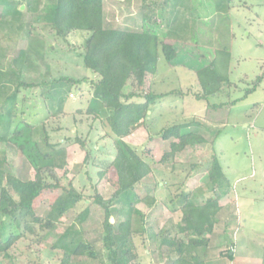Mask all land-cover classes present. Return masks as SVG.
<instances>
[{"label":"rangeland","instance_id":"obj_1","mask_svg":"<svg viewBox=\"0 0 264 264\" xmlns=\"http://www.w3.org/2000/svg\"><path fill=\"white\" fill-rule=\"evenodd\" d=\"M226 1L167 0L165 5L154 7L152 0H102L105 29L140 33L146 19L149 24L155 22L159 44H167L175 52L173 60L167 62L159 48L156 72L145 76L142 88L130 78L124 90L126 95L134 93L131 101L137 103L146 93L164 95L130 127V136L122 138L147 164L149 173L116 204L132 203L136 197L147 205H158L156 219H152L158 224L148 220L146 234L132 235L129 248L134 258L129 264H171L179 254L163 243L164 239L184 244L181 259L202 261L204 248L188 246L182 199L187 197L199 206L215 195L210 181V177L218 176L213 171L215 157L221 174L228 179L229 195L218 198L225 212L213 228L216 236L212 243L205 235L208 247L215 249L226 240L228 248L232 242L230 232L240 211L237 199L250 204L264 198V81L247 94L256 76L264 74V63L260 69L257 65L264 59V2L240 0L230 2L229 7ZM55 4L56 0H0V135L5 127L11 135L20 121L34 129L43 127L49 142L57 146V157H64L66 165L39 174L34 158L13 143L0 141V192L6 191L17 201L20 189L15 179L27 182L41 178L45 184H71L82 197L73 211L51 223L46 218L61 189L44 191L34 201V214L43 221L41 224L30 216L19 217L17 228L0 213V243L12 235L17 237L5 253L0 252V264H61L63 251L54 247L65 235V242L88 244L95 255H71L70 264H109L113 250L102 227L104 210L94 198L102 192L103 200H107L118 187L111 163L119 138L106 117L86 113L92 83L99 79L82 63L89 33L56 34L48 23ZM229 8L233 13L229 14ZM219 51L231 52V68L225 73L220 70L228 83L221 84L207 105L196 101L200 92L196 72L212 63ZM63 77L77 83L66 82ZM19 82L37 87H19ZM193 122L200 126L190 129L203 134L206 143L180 148L179 141L161 139L167 127ZM78 141L84 146H78ZM165 154L167 161L162 162ZM159 189L163 190L160 197ZM86 206L91 209L90 216L79 224L75 218ZM162 206L172 215L163 223L158 218L163 215L158 211ZM251 208L245 211L249 226L242 233L254 230L264 240L263 226L256 222L263 216L264 204L252 203Z\"/></svg>","mask_w":264,"mask_h":264},{"label":"trees","instance_id":"obj_2","mask_svg":"<svg viewBox=\"0 0 264 264\" xmlns=\"http://www.w3.org/2000/svg\"><path fill=\"white\" fill-rule=\"evenodd\" d=\"M233 0H227L225 3L229 6ZM154 7L165 5L167 0H152ZM153 7V8H154ZM142 31L140 33L111 30L103 27L102 19V0H56L52 7V12L48 16V23L55 30L56 34L63 36L70 31H85L89 33L86 41L85 51L82 54L83 66L98 75L99 79L93 84L92 98L87 106L86 113L95 117H106L108 125L114 135L119 139L115 141V157L111 166L115 169L118 178V187L113 195L103 200L101 195L94 198L95 204L103 208L104 221L103 228L108 233V244L113 246L110 255V264H129L134 258L131 254L129 244L133 234L143 233L142 224L144 215L134 209L137 202L136 197L132 203H124L127 208L125 217L122 221H117L114 227L110 223V217L116 214V209L112 208L116 201L130 194L137 183H139L149 173L147 164L136 154L131 146L122 141L130 132V127L138 120L146 116L148 107L156 100L162 99L164 95L146 93L141 97L142 102H132L134 93L126 95L124 93L127 82L133 78L138 87L144 85V79L147 74H154L158 61V52L164 55L167 62L174 58V49L167 44H159V34L155 29V22L148 23L146 19L142 20ZM230 64L229 51H219L218 56L213 62L201 67L197 72V80L200 92L197 93L196 101H205L214 96L222 87V83H228V79L220 72H226ZM66 82L77 83L72 78H64ZM264 80V74L257 76L252 82V87L247 94L252 93ZM19 87H33L36 85L19 82ZM178 94L172 92V94ZM246 96V95H245ZM243 96L241 99L245 98ZM239 99V100H241ZM237 100V102L239 101ZM208 105V104H207ZM216 108V107H215ZM0 112L2 110L0 109ZM199 127V123L194 122L184 125H172L162 131L161 139L169 140L171 138L179 141L180 148L188 146H199L206 143L205 136L200 132L191 131L190 127ZM7 127L3 129L0 135V141H8L18 146L28 156L34 158V167L39 174L44 169H57L66 165L64 157H57V146L49 142L47 131L41 127L34 129L23 121L15 126L11 135H8ZM81 147L84 143L77 142ZM168 154L162 157V162L167 161ZM61 159V160H60ZM88 159L85 154L84 162ZM58 163H60L58 165ZM213 171L218 174L216 178L210 177L212 183L211 189L215 194L206 200L203 205H194L187 197L182 199V221L186 225L185 230L189 236L188 246L193 249L202 247L203 261L215 260L221 257L229 261L233 259L230 255L232 249L225 251L224 247L211 249L208 247L209 239L205 235L211 236L213 232L212 218L219 212L220 207L218 198L226 195L228 192V183L221 174L220 165L215 157L213 162ZM102 176V173L99 174ZM19 186L18 200H13L6 191L0 192V213L9 217L16 227L19 228V217L30 216L33 221L41 224L43 222L34 214V201L44 192L61 189L59 195L51 204V209L46 220L51 223L60 219L62 215L73 209L81 200V193H77L74 187L69 184L67 187H60L58 183L45 184L39 178L38 180L22 182L15 179ZM223 185L225 188L222 189ZM134 204V205H133ZM88 214L87 209L81 211L75 221L82 223ZM137 219L138 221H135ZM49 223L47 226H49ZM137 224V226H136ZM139 225V226H138ZM67 235L63 236L56 243L55 248L63 251L61 264H70V257L82 256L94 258L90 246L79 242H65ZM15 235L10 236L7 241L0 243V252L5 251L16 242ZM169 248L174 249L179 257H176L171 264H190L189 261L181 259L184 254L185 246L182 242L174 240L163 241ZM225 251V252H224ZM200 261H193L198 264Z\"/></svg>","mask_w":264,"mask_h":264},{"label":"crops","instance_id":"obj_3","mask_svg":"<svg viewBox=\"0 0 264 264\" xmlns=\"http://www.w3.org/2000/svg\"><path fill=\"white\" fill-rule=\"evenodd\" d=\"M238 1H240V0H233L232 2H238ZM263 2H264V0H263ZM229 7H230V4H229ZM229 12H230L229 14H231V13H233V10L230 9ZM256 20L258 22L261 21L260 17L259 18L256 17ZM229 53H230V64H229V69H230L231 68V52L229 51ZM262 63H264V59H262V61H260V62L257 63V65L259 66V69L261 67H263L262 66ZM257 76H260V75L258 74ZM241 78L242 77H239V79H241ZM197 83H198V81H197ZM181 92H184V91H181ZM186 92H188V91H186ZM175 95H177V94H175ZM181 97H179V98H181ZM183 97H186V96L183 95ZM205 102L207 104L208 100H205ZM206 104H205V106H206ZM209 104H210V102H208V105ZM205 110H206V108H205ZM193 128H196V127L193 126ZM128 136H130V134ZM217 138H218V136H217ZM217 138L215 139L214 145H215V143L217 141ZM171 139H173V138H171ZM173 140L177 141L176 139H173ZM163 141H168V140H163ZM257 172H259V171H257ZM259 174H260V172H259ZM263 175H264V172H263ZM224 177H225V179L227 181L228 180L227 177L226 176H224ZM244 179H246V178H244ZM162 193H163V190H160L159 189L158 196L160 197L161 195H163ZM99 195L103 196L102 195V192H99ZM228 195L229 194L227 193L226 195L222 196L220 199H223V198H225ZM242 195H244V194L242 193L241 196ZM220 199L218 201L220 210L212 218L213 228H216L217 227V224H219V222H221V219L220 218H222V215H224V212H225L224 211L225 210V207H223V203H221ZM237 201H238L237 205H238V208L240 209V211H238V215L235 217V219H236L235 220L236 221L235 224L236 225L234 224V226H233L234 229H232L231 232H230L231 234L229 236V239H232V242L229 244L228 248H225V247H227V241L226 240L225 241H222L221 244L214 246V248L220 247V246L221 247H224L225 250H227L229 248L232 249L231 252H230V255H233V259L231 261H229L225 257H221V258L215 259V260H207V261H203V259H202V261H200L198 264H264V245H263L264 244V240H262L259 237V234H257V232H255L254 230H249V232L242 233L243 230H245L246 227L249 226L247 224L248 221H249V219L246 218L247 219L246 220L245 217H244L245 211H249L250 209H252L251 208L252 207V203H254V205L258 204L259 202H260V204H264V198L263 199L261 198L259 200H252L250 202V204L246 203L247 202L246 199H242V198L241 199H237ZM112 208L116 209L117 212H116V214H113L110 217V220L109 221L115 227L116 226V221H122L124 219L125 212L127 211V208L125 206H123V205H118L116 203L113 204V207ZM157 208H158V205H155V204L154 205L153 204L152 205H147L145 203V201H141V200L139 201V200H137V202L134 205V209L136 211H138L139 213H141L142 215H144V220H143V224H142V226H143L142 227L143 233H137V234H143L144 235V234L147 233V229H146L147 228L146 227L147 222H148V220L152 221L153 218L156 219L155 218V212H156ZM73 209H71L69 211H73ZM85 209H87L88 214L85 216L84 221L82 223H79V224H83L86 221V219L88 218V216H90L89 213H90L91 209L88 206H86ZM160 209L161 208H159L158 211L161 212L163 215H160L158 218H159V221L161 223H163L164 222V220H163L164 218L168 219V217H170L172 215L168 212L167 207L162 206V209L163 210L162 209L160 210ZM64 215H66V213ZM64 215H62V216H64ZM155 221L156 220H153L152 223L154 222L157 225L158 223H156ZM256 222L261 223L262 226H263V230H264V212H263L262 218H258ZM225 225H228V224L226 223ZM215 236H216V232L213 230V232H212V234L210 236L211 237V243H212V239ZM211 243H210L209 246H212ZM56 250H59V249H56ZM225 260L227 261V263L224 262ZM187 261H189L190 264H194L191 260H187ZM109 264H110V262H109Z\"/></svg>","mask_w":264,"mask_h":264}]
</instances>
